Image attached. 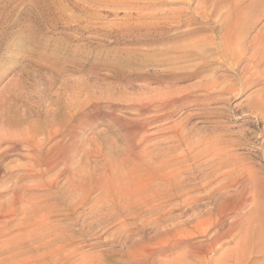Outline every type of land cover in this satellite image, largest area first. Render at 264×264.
<instances>
[{"label":"rangeland","instance_id":"374dc122","mask_svg":"<svg viewBox=\"0 0 264 264\" xmlns=\"http://www.w3.org/2000/svg\"><path fill=\"white\" fill-rule=\"evenodd\" d=\"M205 1L0 0V105H3L0 106V136L5 144L11 141L14 147L0 160V166L20 169L29 164L26 157L30 149L25 143L28 136L23 133L32 124L35 136L33 154L38 158L51 157L54 163L58 162L42 179L33 177V180L25 179L19 184L22 190L26 189L21 193L24 200L18 202L17 207L33 202V211H36L52 203L56 210H61L57 213L60 216L50 219L55 225L51 233L47 230L50 224L41 218L47 213L45 210L38 214L41 219L33 217V264L54 263L52 252L55 248L47 249L46 242L58 236L59 227H63L70 240L65 254H62L63 264H264V122L240 107L253 90L264 88L263 59L258 66L261 83L257 82L252 89L245 87L239 93L232 92L233 95L208 96L196 102L179 101L162 113L168 114V119L151 121L145 132L134 138L127 133L128 127L134 123L162 115L155 112L160 109L157 104L163 100L178 99L175 96L180 94H201L195 87L199 81L216 78L218 82L222 80L220 86L237 85L240 88V80L243 78V82L250 77L253 71L248 69L251 62H238L233 60L235 57L221 55L223 42L220 39L228 32V45L240 50L246 47L245 53L240 52L247 55V59L255 50H264V0ZM197 15H201L200 18ZM201 17L207 20L201 21ZM193 31L197 32L194 34ZM184 37L189 39L181 41ZM254 42L256 45L262 42V45L256 48ZM241 44L244 46H239ZM193 47L195 53L184 52L190 48L194 51ZM192 67L198 72L204 70L205 76L197 75L178 83L165 79L170 72L183 73ZM138 108H148L155 114L144 116L145 112H137ZM16 120L21 121L20 126H14ZM48 129H52L51 133ZM56 129L57 134L53 133ZM175 133L182 134V144L173 140ZM207 137L225 141L228 145L222 146V157L235 159L239 170H243L238 172L239 180L235 181L236 174H230L232 167L221 168L218 177L211 176V187L205 186L206 180L201 177L193 178L187 173L177 175L180 186L195 185L196 190L189 196L190 202L179 198L160 203V206L154 204L156 209H148L151 204L139 197L121 212L101 211V216L106 217L105 222H96L85 229L82 227L92 215L89 204H75L77 208L72 212L68 205L74 200L63 203L53 195L55 186L67 194L66 177L56 175L67 164L68 176H79L88 174L95 162L108 166L118 163L124 156L148 153L147 164L152 167L151 162L155 160L178 159L195 141ZM130 138L133 139L129 142ZM188 164L190 161L183 162V166ZM166 167L161 168L162 174H165L164 169L168 172ZM156 169L160 171V166ZM3 171L0 167V182L4 181ZM226 172L232 179L229 183L223 179ZM144 173H139L130 182L134 180L140 182V187H147L151 177L149 172ZM88 176L95 180L99 178L92 173ZM11 182L0 183V202L11 196ZM233 183H238V187ZM32 195L33 200H29ZM176 225L178 231V228L173 229Z\"/></svg>","mask_w":264,"mask_h":264},{"label":"bare ground","instance_id":"6f19581e","mask_svg":"<svg viewBox=\"0 0 264 264\" xmlns=\"http://www.w3.org/2000/svg\"><path fill=\"white\" fill-rule=\"evenodd\" d=\"M208 2L210 0H207ZM205 1V2H207ZM196 14V13H195ZM199 14V13H197ZM202 15V14H201ZM199 15V16H201ZM205 15V14H204ZM211 15V14H210ZM210 15L208 17H210ZM216 15V14H215ZM213 15V17L215 16ZM186 16V15H185ZM198 16V15H197ZM198 16V17H199ZM231 16V15H230ZM245 16V15H244ZM179 17V16H178ZM177 17V18H178ZM212 17V16H211ZM210 17V18H211ZM241 17V16H239ZM200 18V17H199ZM202 20H207L205 19V17H201ZM216 18V17H215ZM229 18V16H228ZM197 19V17H196ZM214 19V18H213ZM237 19V18H236ZM179 20V19H178ZM198 20V19H197ZM200 20V19H199ZM215 20V19H214ZM228 20V19H227ZM226 20V21H227ZM247 20V18H246ZM196 21V20H195ZM217 21V20H216ZM206 22V21H205ZM208 22V21H207ZM210 22V21H209ZM211 22H213V20L211 19ZM210 22V23H211ZM218 23V22H217ZM229 23V21H228ZM232 23V22H231ZM184 24V23H183ZM188 24H190L188 22ZM219 24V23H218ZM223 24V23H222ZM194 25V24H193ZM220 25V24H219ZM243 25V24H241ZM195 26V25H194ZM212 26V25H211ZM196 27V26H195ZM198 27V26H197ZM215 27V26H214ZM193 28V27H192ZM192 28L189 29V33H191L190 30H192ZM205 28V27H203ZM209 28V27H208ZM233 28V27H232ZM236 28V27H235ZM234 28V29H235ZM194 29V28H193ZM207 29V28H205ZM215 29V28H213ZM233 29V30H234ZM240 29V28H239ZM196 30V29H195ZM185 31V30H183ZM182 31V33H184ZM188 31V30H187ZM208 31V30H207ZM215 31V30H214ZM194 34L197 31H193ZM203 32V31H202ZM242 32V31H241ZM181 33V34H182ZM204 33V32H203ZM206 33V32H205ZM233 33V32H232ZM187 34V33H186ZM199 34V33H198ZM200 34H202L200 32ZM207 34V33H206ZM260 34V33H259ZM191 35V34H190ZM214 35V34H213ZM233 35V34H232ZM245 35V34H244ZM182 36V35H181ZM218 36V35H217ZM259 36V35H258ZM179 37V36H178ZM193 37V35H192ZM195 37V36H194ZM193 37V38H194ZM231 37V36H229ZM240 37V36H239ZM244 37V36H243ZM183 38V37H181ZM186 37H184L185 40ZM207 38V36H206ZM219 38V36H218ZM187 39V38H186ZM189 39V38H188ZM187 39V40H188ZM192 39V38H191ZM210 39V38H209ZM212 39V38H211ZM243 39V38H242ZM217 40V39H216ZM223 42V49H221L220 54L224 55L225 57H235V59L233 60H238V62H240L241 60H247L249 62H251V66H249L248 69H251L252 73L250 75L249 78H247L246 80H244L242 83V86L240 88H237L235 85V87H228V86H223V84H221L222 86L219 85L220 82H218V80L215 79H205L203 82L199 81V84L195 87H197L198 92H200L201 94L198 95H194L191 96L189 94H183V95H179V96H175L178 97V99L175 98H169L168 100L164 101L163 103L157 104V106H159V110H156L155 113H164L166 108L169 106H175V103H178L179 101H183V102H196L201 100L202 98H207L208 96H212L216 97L217 95H227L230 94L232 92H241V90L245 87L247 88H251L254 87L256 84H258L257 82L261 83L260 78V72L258 71V66L260 65L261 61L264 60V50L261 49H257L254 52H252V54H249L250 57L247 59V55L245 54H241V52L246 51L245 48H243V50H240L239 47H232L231 45H228V32L223 33V35L221 36V39ZM253 40H257L256 38H253ZM262 39L259 40V42ZM264 40V39H263ZM186 41V40H185ZM184 41V42H185ZM241 41V40H240ZM244 41V40H242ZM180 42V41H179ZM209 42H211L209 40ZM252 42V41H250ZM249 42V43H250ZM258 42V41H257ZM264 42V41H262ZM262 42L259 44H255L254 47H258V45H262ZM216 43V42H215ZM219 43V42H218ZM181 44V43H180ZM188 44V43H187ZM192 44V43H191ZM253 44V45H254ZM195 45V44H194ZM193 45V46H194ZM205 45V44H204ZM217 45V44H216ZM221 45V46H222ZM243 44L239 45L242 46ZM206 46V45H205ZM220 46V45H219ZM244 46V45H243ZM250 46V44L248 45ZM252 46V45H251ZM250 46V47H251ZM180 47V46H179ZM209 47V46H208ZM212 47H214V45L212 44ZM194 48V47H193ZM222 48V47H221ZM242 48V47H241ZM249 48V47H248ZM255 48V49H256ZM196 48H194V51L192 50V48H190L189 50H186L184 52H193L195 53ZM214 49V48H213ZM251 49V48H249ZM218 50V49H217ZM178 51V50H177ZM204 51V50H203ZM210 51V50H209ZM219 51V50H218ZM241 51V52H240ZM250 52L252 50H249ZM183 52V51H182ZM174 53V52H173ZM192 53V54H193ZM201 53V52H200ZM245 53V52H244ZM172 54V53H171ZM180 54V53H179ZM189 54V53H188ZM210 54V53H209ZM214 54V53H213ZM219 54V55H220ZM205 55V54H204ZM212 55V54H211ZM210 55V57H211ZM218 55V53L216 54ZM164 56V55H163ZM162 56V57H163ZM199 56V55H198ZM197 55H195L194 57H198ZM207 56V55H206ZM171 57V56H170ZM177 57V56H175ZM179 57V56H178ZM177 57V58H178ZM213 57V56H212ZM165 58V57H164ZM181 58V57H180ZM191 58V57H190ZM199 58V57H198ZM203 58V57H202ZM221 58V57H220ZM238 58V59H236ZM172 59V57H171ZM184 59V58H183ZM186 59V58H185ZM193 59V58H192ZM201 59V58H200ZM199 59V60H200ZM208 59V58H207ZM214 59V58H213ZM263 59V60H262ZM170 60V59H168ZM217 61V59H215ZM222 60V58H221ZM225 60V59H224ZM230 60V58H229ZM155 61V60H154ZM187 61V60H186ZM189 61V60H188ZM196 61H198L196 59ZM195 61V62H196ZM214 63V60H212ZM211 61V62H212ZM226 61V60H225ZM234 61V64L235 62ZM194 62V60H193ZM194 62V63H195ZM191 63V62H190ZM197 63V62H196ZM209 63V62H208ZM218 63V61H217ZM216 63V64H217ZM221 63V62H219ZM225 63V62H224ZM231 64L233 62H230ZM227 65V63H225ZM210 65V64H209ZM219 65V64H218ZM224 65V64H223ZM229 65V63H228ZM227 65V66H228ZM264 65V64H261ZM187 66V64H186ZM190 66V64H189ZM188 66V67H189ZM194 66V65H193ZM206 66V65H203ZM202 66V67H203ZM220 66V65H219ZM218 66V68H219ZM222 66V65H221ZM236 66V65H235ZM234 66V67H235ZM245 66V63H244ZM246 66V67H247ZM43 67V66H42ZM159 67V66H158ZM191 67V66H190ZM231 67V65H230ZM233 67V66H232ZM49 68V67H48ZM47 68V69H48ZM180 68V67H179ZM187 69V67H185ZM193 68V67H192ZM201 68V67H200ZM205 68V67H204ZM210 68V67H209ZM217 68V67H216ZM226 68V67H225ZM224 68V69H225ZM206 69V68H205ZM212 69V68H211ZM215 69V68H213ZM212 69V70H213ZM221 69V68H220ZM223 69V67H222ZM234 69V68H233ZM242 69V68H241ZM240 69V71H241ZM183 70V69H182ZM198 69L193 68V69H189L186 72L183 73H169L167 74V76L165 77L166 80L173 82V83H178L181 81H185V80H190V79H194V77L196 78L197 75L198 76H205V72L203 71H196ZM232 70V69H231ZM57 71V70H56ZM173 71V70H172ZM180 71V70H178ZM210 71V70H209ZM237 71V70H236ZM250 71V72H251ZM264 71V70H263ZM262 71V72H263ZM176 72V71H175ZM212 72V71H211ZM233 72V71H232ZM216 73V72H215ZM247 73V72H246ZM249 73V72H248ZM157 74V73H156ZM161 74V73H160ZM165 74V73H164ZM210 74V73H209ZM208 74L207 77H210ZM239 74V73H238ZM243 74V73H242ZM262 75L264 74L261 73ZM56 75V74H55ZM162 75V74H161ZM166 75V74H165ZM164 75V76H165ZM261 75V76H262ZM59 76V75H58ZM213 76V75H212ZM236 76H238L236 74ZM242 75L240 74L239 77H241ZM264 76V75H263ZM262 76V77H263ZM217 77V76H216ZM232 77V76H231ZM234 77V76H233ZM247 77V75H246ZM62 78V77H61ZM160 78V77H159ZM164 79V80H165ZM201 79V77H200ZM232 79V78H231ZM237 79V78H236ZM199 80V79H198ZM226 80V79H225ZM230 80V79H229ZM227 81V80H226ZM239 81V80H238ZM80 82V81H79ZM161 82V81H160ZM224 82V81H223ZM229 82V81H228ZM232 82V81H231ZM236 82V80L234 81ZM264 82V79H263ZM78 83V82H77ZM184 83V82H183ZM188 83V82H187ZM225 83V82H224ZM227 83V82H226ZM238 83V82H237ZM236 83V84H237ZM259 83V84H260ZM57 84V83H56ZM62 83H60L61 85ZM83 84V83H82ZM196 84V83H195ZM194 84V85H195ZM231 84V83H230ZM235 84V83H234ZM46 85V84H45ZM85 86V84H83ZM191 85V84H189ZM232 85V84H231ZM62 86V85H61ZM184 86V85H183ZM188 86V85H187ZM193 86V83H192ZM63 87V86H62ZM181 87V86H180ZM58 88V87H57ZM187 89V88H186ZM60 90V89H59ZM175 90V89H174ZM177 90V89H176ZM175 90V91H176ZM183 90V89H182ZM191 90V89H190ZM248 90V89H247ZM55 91V90H54ZM77 91V90H75ZM81 92V91H80ZM168 92V91H167ZM166 92V94H167ZM182 92V91H181ZM189 92V90H188ZM186 91V93H188ZM252 92V91H251ZM76 93V92H75ZM165 93V92H164ZM175 93V92H174ZM180 93V92H179ZM41 94V93H40ZM54 94V93H53ZM82 94V93H81ZM163 94V92H162ZM237 94V93H236ZM79 95V94H77ZM86 95V94H85ZM231 95V94H230ZM233 95V93H232ZM58 96V95H57ZM117 96V95H116ZM59 97V96H58ZM68 97V96H67ZM174 97V96H173ZM218 97V96H217ZM220 97V96H219ZM46 98V97H45ZM74 98V97H73ZM221 98V97H220ZM229 98V97H228ZM95 99V98H94ZM160 99V98H159ZM218 99V98H217ZM64 100V99H63ZM73 100V99H72ZM77 100V99H76ZM85 100V99H84ZM220 100V99H219ZM218 100V102H219ZM57 101V100H56ZM55 101V102H56ZM147 101V100H146ZM203 101V100H202ZM214 102L216 100H213ZM222 101V100H221ZM220 101V102H221ZM226 101V100H225ZM54 102V103H55ZM60 102V100H59ZM90 102V101H89ZM134 102V101H133ZM206 102V101H204ZM217 102V101H216ZM224 102V100H223ZM52 103V102H51ZM138 103V102H137ZM6 104V103H4ZM69 104V103H68ZM81 104V103H80ZM132 103H129V105ZM143 104V103H142ZM156 104V103H155ZM226 104V102H225ZM2 105V103H1ZM0 105V106H1ZM55 105V104H54ZM58 105V104H57ZM79 105V104H78ZM84 105V104H83ZM82 105V107H83ZM3 106V105H2ZM61 106V105H60ZM185 106V105H184ZM239 106V105H238ZM68 107V106H67ZM74 107V105H73ZM82 107L80 106V108L82 109ZM137 107V106H136ZM241 110H244L246 112H248L250 114V116L256 118V119H261L264 122V88L263 89H259L257 91H254L251 93V95L249 94V97H246V100L240 105ZM2 108V107H1ZM66 108V107H65ZM84 108V107H83ZM89 108H91V106H89ZM129 108V107H128ZM131 108V107H130ZM150 108V107H148ZM136 109L137 112H142L144 111L145 114L144 116H148L151 113H154V111L150 112L149 109ZM154 108V107H153ZM55 109V108H54ZM73 109V108H71ZM78 109V108H77ZM88 109V108H87ZM92 109H94L92 107ZM169 109V108H168ZM75 110V109H74ZM85 110V109H83ZM134 110V109H132ZM240 110V109H238ZM3 111V110H2ZM80 111V110H78ZM82 111V110H81ZM94 112V111H92ZM150 112V113H149ZM77 113V112H76ZM79 113V112H78ZM154 113V114H155ZM239 113V112H238ZM93 114V113H92ZM141 114V113H140ZM8 115V114H7ZM94 115V114H93ZM92 115V116H93ZM9 116V115H8ZM54 116V115H53ZM82 116V115H81ZM139 116V115H138ZM158 116V115H156ZM210 116V115H209ZM7 117V116H6ZM112 117V116H111ZM141 117V116H140ZM73 118V117H72ZM87 118V117H86ZM114 118V117H113ZM168 119L169 115L168 114H162L160 116H158V118L155 117H151L148 119L143 120L142 122H139L138 124L134 123L132 126L127 125V127L129 128L127 130V133L130 134L133 138L135 136H138L140 134H143L145 132L146 126H148L149 123H151V121L157 120V119ZM78 119V118H77ZM85 119V118H84ZM3 120V119H2ZM5 120V119H4ZM8 120V119H7ZM33 120V119H32ZM79 120V119H78ZM77 120V121H78ZM90 119H88L89 121ZM94 120V119H93ZM110 120V119H109ZM111 120H113L111 118ZM120 120V119H119ZM87 121V120H86ZM4 122V121H3ZM48 122V121H47ZM127 122V121H126ZM125 122V123H126ZM67 123V122H66ZM83 123V122H81ZM215 123V122H214ZM7 124V123H6ZM21 121H17L15 122L14 126H20ZM69 124V123H67ZM71 124V123H70ZM86 124V123H85ZM89 124V122H88ZM123 124V123H121ZM217 124V123H216ZM1 125V124H0ZM11 125V124H10ZM75 125V123H74ZM73 125V127H74ZM53 126V125H52ZM67 126V125H66ZM71 126V125H70ZM79 126V125H78ZM83 126V125H82ZM121 126V125H120ZM72 127V126H71ZM258 127V126H257ZM70 128V127H69ZM81 128V127H80ZM180 128V127H179ZM53 129V128H52ZM50 129V130H52ZM67 129V128H66ZM49 130V129H48ZM49 130V133H51ZM59 130V129H58ZM68 130V129H67ZM171 130V129H170ZM79 131V130H78ZM77 131V132H78ZM147 131V130H146ZM219 131V130H218ZM57 134V129L53 131V133ZM15 133V132H14ZM47 133V134H49ZM52 133V134H53ZM62 133V132H61ZM212 133V132H211ZM210 133V134H211ZM216 133V132H215ZM220 133V132H219ZM219 133L217 135H219ZM25 135H27L28 137L26 138L27 141L25 142L27 144V146L29 147L30 151L29 155L26 157V159L29 161V164L26 165L24 168H20L18 169L16 166L15 167H10L7 168V166L3 167L0 166L4 169V181H1V184H4L5 182H9L10 180L11 185L10 186V191H11V196L5 201V202H0V223L2 224L0 226V264H33V217H39L38 214H40V212L43 210H45L47 213L46 214H41V218L42 220H44L46 222V224H50L49 226H47V230L48 233L51 231H53V229H55V225H52L50 222V219L55 218L57 216H60L59 211L61 212V210H56L55 206L52 205V203H50L49 205H45V207H39L40 210H36L33 211L34 207H33V202L29 203V204H25L23 206L17 207V203L22 201L23 197H22V188L19 186V184L25 180V179H31L33 180V177L35 179H42L43 175H45L46 173H48L49 171H51L52 169H54L57 165V163H54V159H51L44 156L41 158L36 157V154H33V139H35L33 137V124L26 129V131L23 133ZM127 134V135H128ZM221 134V133H220ZM30 135V136H29ZM54 135V134H53ZM62 135V134H61ZM73 135V133H72ZM126 135V136H127ZM213 135V134H212ZM233 135V134H232ZM13 136V135H12ZM57 136V135H55ZM214 136V135H213ZM216 136V135H215ZM225 136V134H224ZM52 137V135L50 136ZM49 137V138H50ZM74 137V136H73ZM130 137V136H129ZM212 137V136H210ZM203 138V139H199L197 141H193L194 143L188 147L187 151L184 154H181L178 159H172V158H167L165 160L161 159L160 161H152L150 160L149 162H151V166L152 167H148V159H147V155L143 154L141 156L136 155V154H132L131 156H126L127 157H123L122 159H119L117 162L115 163L113 162V165H99L97 162L94 163L92 169L90 172H88V174H82V175H69L68 176V164L67 167H65L64 165V169L62 171H60L61 169H59L60 173H57L56 175H58V178H62V177H66V186L65 188H68V190L66 189L67 194L64 195L61 192V189L58 187H54V193L53 195H55V198L59 199L61 202L63 203H70V200H74V202L68 205V209H72L74 212L76 210L77 207H75V204L77 205H85V204H89V209L92 212V215L89 217L88 222L84 224V226L82 228L88 229L90 228V226L96 222H105V218H103L100 214L101 211H105V212H121L123 207H125L127 204H130L131 202L135 201L137 202L138 198L140 197L141 199L144 198V200H146L147 204H151L149 208L151 209H156L154 206V204L159 205L160 203H167L170 200H175V199H179V198H184V202L188 200V202H190V193L194 191V186H190V187H182L180 186L176 180V176L182 173H187L189 175H193L192 177L196 178V177H201L203 179L206 180L205 186L211 184V176L215 175L216 177H218L217 173L221 168H227V167H232V171L230 172V174H236V179L239 180L238 177V172L240 173L242 170H239L241 168H239V166L237 167V161L234 159H227V157H222L223 154V148L222 146H227L225 141H219L216 139V137L213 138ZM219 137V136H218ZM217 137V138H218ZM223 137V135H222ZM230 137V136H229ZM11 138V137H10ZM21 138V137H20ZM128 138V137H127ZM129 139V142L131 139ZM148 138V137H147ZM185 138V136H184ZM197 138V137H196ZM248 138V137H247ZM75 139V138H74ZM51 140V139H50ZM128 140V139H125ZM173 140L178 142L179 144H182L184 142L183 136L181 133H175ZM232 140V139H231ZM13 141V140H12ZM25 141V140H24ZM46 142V140H44ZM43 141V142H44ZM54 141V140H53ZM68 141V140H67ZM142 141V140H141ZM5 142V141H4ZM3 142V140H1V136H0V160L5 156V154L7 152H9V150H12L14 147L10 142H6V144ZM35 142V141H34ZM128 142V143H129ZM228 142V141H226ZM94 143V142H93ZM134 143V142H133ZM177 143V144H178ZM232 143V142H231ZM234 143V142H233ZM130 144V143H129ZM4 145H7L6 148H3ZM43 145V144H42ZM75 145V144H74ZM131 145V144H130ZM141 145V144H139ZM236 145V144H234ZM23 146V145H22ZM26 146V147H27ZM126 146V145H125ZM132 146V145H131ZM177 146V145H176ZM17 147V146H16ZM141 148V147H140ZM227 148V147H226ZM16 149V148H15ZM14 149V150H15ZM41 149V148H40ZM128 149V148H127ZM130 149V148H129ZM44 150V149H42ZM227 150V149H226ZM229 150V149H228ZM40 151V150H39ZM52 151V150H51ZM94 151V150H93ZM147 151V150H146ZM133 152V151H132ZM138 153V151H136ZM148 152V151H147ZM151 152V151H150ZM163 152V151H162ZM10 153V152H9ZM54 153V152H52ZM161 153V152H160ZM26 154V153H25ZM139 154V153H138ZM173 154V153H172ZM57 155V154H56ZM64 155V154H63ZM153 155V154H152ZM164 155V154H161ZM224 155V154H223ZM20 156V155H19ZM145 156V157H144ZM52 157H54L52 155ZM92 157V156H90ZM152 157V156H150ZM162 157V156H161ZM177 157V156H176ZM230 157V156H228ZM55 158V157H54ZM87 158V157H86ZM99 159V158H98ZM63 160V159H62ZM97 160V158H96ZM95 160V161H96ZM205 160V161H204ZM3 161V160H2ZM185 161H190V164H188L187 166H183V162L185 163ZM241 161V160H240ZM61 162V161H59ZM108 162V161H107ZM4 163V162H3ZM6 163V162H5ZM240 163V162H239ZM238 163V164H239ZM15 164V163H13ZM244 164V163H243ZM7 165V164H6ZM61 166V167H63ZM160 166V171L157 170L156 168ZM166 166H170L171 168H169L168 172L164 169L165 174L161 173V168L162 167H166ZM154 167V168H153ZM167 168V167H166ZM167 168V169H168ZM87 169V168H85ZM163 169V168H162ZM230 170V169H229ZM86 171V170H85ZM245 171V170H244ZM248 171V170H247ZM87 172V171H86ZM144 173V172H149L150 174V181L148 182L149 184L146 185L147 187L142 188V186L140 187V182H136L133 180V182L131 183L130 180H132L136 175L138 176L139 173ZM167 172V173H166ZM223 172V171H221ZM68 173V174H67ZM93 174V176H97L99 175V178H97L96 180L93 179L92 176H88L89 174ZM229 173V172H228ZM227 172L225 174H223V179L226 180V182H230L232 181V179L229 178L230 175ZM102 174V175H101ZM148 174V173H144ZM219 174V173H218ZM244 174V173H241ZM250 174V173H248ZM235 176V175H234ZM103 177V178H102ZM187 177V175H186ZM191 177V176H190ZM222 177V176H221ZM220 177V178H221ZM238 177V178H237ZM53 178V177H52ZM234 178V177H233ZM244 178V177H243ZM13 179V180H12ZM149 179V178H148ZM222 179V180H223ZM253 179V177L251 178ZM179 180V179H178ZM217 180V179H216ZM215 180V181H216ZM44 181V179H43ZM139 181V180H138ZM199 181V180H197ZM204 181V180H203ZM252 181V180H251ZM250 181V182H251ZM46 182V181H44ZM214 182V180H213ZM228 182V183H229ZM246 182V180H245ZM184 183V182H183ZM199 183V182H198ZM223 183V182H222ZM0 184V185H1ZM44 183H42L43 185ZM55 184V183H53ZM181 184V182H180ZM187 184V183H186ZM203 184V183H201ZM219 185H222L220 183H218ZM235 184V183H233ZM250 184H254V182L252 181V183ZM40 185V186H42ZM143 185V184H142ZM189 185V184H188ZM226 185V183H225ZM231 185V184H229ZM238 187V183L235 184ZM240 185V184H239ZM31 186V184H30ZM54 186V185H53ZM63 186V185H61ZM60 186V187H61ZM213 186V185H212ZM223 186V185H222ZM221 186V187H222ZM228 186V184H227ZM46 187V186H45ZM211 187V186H210ZM220 187V186H218ZM241 187V186H240ZM30 188V187H29ZM38 188V187H37ZM49 188V187H48ZM201 188V187H199ZM227 189V187H225ZM244 188V187H243ZM31 189V188H30ZM44 189V188H43ZM41 189V190H43ZM52 189V188H51ZM212 189V188H211ZM213 189L215 190L216 188L213 187ZM223 189V188H222ZM225 189V190H226ZM196 190V189H195ZM220 190V189H219ZM224 190V191H225ZM198 191V190H197ZM212 192V191H211ZM214 192V191H213ZM3 193V192H2ZM210 193V192H208ZM209 195V194H208ZM242 195V194H241ZM256 195V194H255ZM205 196V195H204ZM203 196V197H204ZM213 196V195H212ZM225 196V195H224ZM234 196V195H233ZM245 196V195H244ZM2 197V196H1ZM25 197V196H24ZM38 197V196H37ZM255 198V197H254ZM25 199H27L25 197ZM24 200V199H23ZM29 200H33V195L30 196ZM181 200V199H180ZM194 200V199H193ZM225 199H223L224 201ZM27 201V200H26ZM143 201V200H142ZM192 201V200H191ZM255 201L252 199V202ZM140 202V201H138ZM183 202V203H184ZM234 202V201H233ZM28 203V202H26ZM42 203V202H41ZM40 203V204H41ZM45 203V202H44ZM182 203V202H181ZM258 203L255 201V204ZM38 204V203H37ZM36 204V205H37ZM125 204V205H122ZM132 204V203H131ZM146 204V203H145ZM176 204V202H175ZM188 204V203H187ZM221 204V203H220ZM224 204V203H223ZM254 204V205H255ZM57 205V204H56ZM74 205V206H73ZM178 205V204H177ZM185 205V204H183ZM258 205V204H257ZM147 206V205H146ZM160 206V205H159ZM163 206V205H162ZM176 206V205H175ZM256 206V205H255ZM172 207V206H171ZM177 207V206H176ZM187 207V206H185ZM191 207V206H190ZM189 207V209H190ZM221 207V206H220ZM79 208V207H78ZM131 208V207H130ZM133 208V207H132ZM139 208V207H138ZM161 208V207H160ZM188 208V207H187ZM192 208V207H191ZM88 209V210H89ZM165 209V208H164ZM163 209V210H164ZM172 209V208H171ZM177 209V208H176ZM219 209V208H218ZM216 209V210H218ZM256 209V208H255ZM67 210V209H66ZM121 210V211H120ZM140 210V209H139ZM178 210V209H177ZM240 210V209H239ZM148 211V210H147ZM157 211V210H155ZM34 212V213H33ZM70 212V213H72ZM104 212V213H105ZM135 212V211H134ZM137 212V211H136ZM217 212V211H216ZM69 213V212H68ZM103 213V212H102ZM73 214V213H72ZM160 214V213H159ZM158 214V215H159ZM68 214H65L64 217H67ZM79 215V214H78ZM113 215V214H112ZM117 215V214H116ZM163 215V214H162ZM207 215V214H206ZM164 216V215H163ZM40 218V217H39ZM40 218V219H41ZM87 218V217H86ZM114 218V217H112ZM193 218V217H192ZM201 218V216L199 217ZM203 218V216H202ZM38 219V218H37ZM65 219V218H64ZM75 219V217L73 218ZM85 219V218H84ZM163 219V218H161ZM197 219V218H196ZM83 220V219H82ZM104 220V221H103ZM113 220V219H112ZM195 220V218H194ZM211 220V219H210ZM69 221V220H68ZM72 221V220H71ZM189 221V220H188ZM160 223V222H159ZM208 223V222H207ZM210 223V222H209ZM216 223V222H215ZM189 224V223H187ZM212 224V223H211ZM203 225V223H202ZM104 226V225H103ZM120 226V225H119ZM122 226V225H121ZM177 226V225H176ZM179 226L174 227L173 229H177ZM194 227V226H193ZM206 227V226H205ZM181 228V227H180ZM175 229V230H176ZM179 230V228L177 229V231ZM162 231V230H161ZM170 232V231H169ZM180 232V231H179ZM92 233V232H91ZM155 235V234H153ZM68 237V236H67ZM64 234V229L63 227H59L58 228V236L52 237L49 241L46 242V248H55V250L52 252V255L54 256V263L53 264H58L61 263L63 264V256L62 254L64 253L65 248L68 246V244L70 243L69 238H67ZM156 238V237H155ZM153 239V238H152ZM170 243V242H169ZM54 253V254H53ZM65 254V253H64ZM65 259V258H64Z\"/></svg>","mask_w":264,"mask_h":264}]
</instances>
